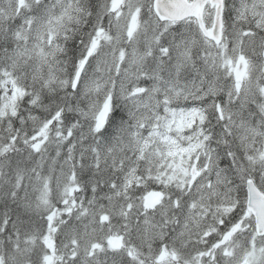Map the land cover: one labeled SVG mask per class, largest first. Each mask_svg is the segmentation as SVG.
<instances>
[{"label":"snow or ice","instance_id":"1","mask_svg":"<svg viewBox=\"0 0 264 264\" xmlns=\"http://www.w3.org/2000/svg\"><path fill=\"white\" fill-rule=\"evenodd\" d=\"M0 264H264V0H0Z\"/></svg>","mask_w":264,"mask_h":264}]
</instances>
